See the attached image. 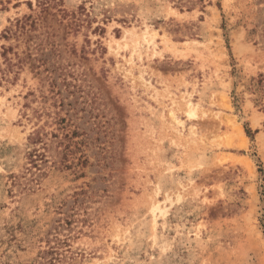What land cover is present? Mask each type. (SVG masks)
Wrapping results in <instances>:
<instances>
[{
    "label": "rangeland",
    "instance_id": "obj_1",
    "mask_svg": "<svg viewBox=\"0 0 264 264\" xmlns=\"http://www.w3.org/2000/svg\"><path fill=\"white\" fill-rule=\"evenodd\" d=\"M39 2L0 0V264H264V0Z\"/></svg>",
    "mask_w": 264,
    "mask_h": 264
},
{
    "label": "trees",
    "instance_id": "obj_2",
    "mask_svg": "<svg viewBox=\"0 0 264 264\" xmlns=\"http://www.w3.org/2000/svg\"><path fill=\"white\" fill-rule=\"evenodd\" d=\"M51 0H40L39 4L41 5L42 8L46 9L49 5V2ZM21 21V20H19ZM18 21V23H19ZM44 133H42L41 128L35 130L32 135L30 136V142L35 145V147L28 153V157L30 159V162L32 164V166L29 168L30 170H32L33 167H37L38 169L39 167V162L38 160L41 159L46 162V154H45V150L43 152H39L40 148H36V145L38 143H45L44 141ZM45 149H47V146H43ZM41 170V168H40ZM44 172L38 174V176H41ZM39 178H35L36 183H39Z\"/></svg>",
    "mask_w": 264,
    "mask_h": 264
},
{
    "label": "bare ground",
    "instance_id": "obj_3",
    "mask_svg": "<svg viewBox=\"0 0 264 264\" xmlns=\"http://www.w3.org/2000/svg\"><path fill=\"white\" fill-rule=\"evenodd\" d=\"M240 135H241V134H240ZM242 136H243V135H242ZM243 137H244V136H243ZM244 138H245V137H244ZM244 138H243V139H244Z\"/></svg>",
    "mask_w": 264,
    "mask_h": 264
}]
</instances>
